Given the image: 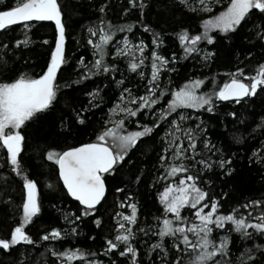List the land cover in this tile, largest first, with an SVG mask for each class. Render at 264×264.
I'll return each instance as SVG.
<instances>
[{
  "label": "snow or ice",
  "instance_id": "6c2138e0",
  "mask_svg": "<svg viewBox=\"0 0 264 264\" xmlns=\"http://www.w3.org/2000/svg\"><path fill=\"white\" fill-rule=\"evenodd\" d=\"M153 5L173 19L191 16L194 23L181 24L171 33L163 27L157 30L148 19ZM89 6L95 19L82 26L87 33L82 39L91 58L69 59L72 17L60 0H0V170L22 181V216L0 236V252L11 254L19 251L17 246L44 248V264H117L120 257L123 264H264V192L226 208L230 193L216 192L212 179H206L209 173L223 175L227 185L237 161L246 159L254 167L259 164L264 182V114L257 119L253 113L249 120L235 108L224 112L223 120H217L224 131L215 139L203 118L221 116L226 104L247 111L253 97L264 95V0H126L122 10L131 22L125 23L109 19V0H89ZM33 22H54V48L39 73L17 67L28 66L24 52L32 43ZM13 26L20 27L19 36ZM241 32L246 55L237 57L230 70L212 73L219 42L231 46ZM168 37L178 43V50L166 56ZM254 49H259L255 55ZM188 60L195 61L200 74L192 73L180 83L173 74L179 75ZM67 66L74 72L62 85ZM76 86L78 98L64 90L76 91ZM62 101L59 125L66 131L59 135L88 127L96 111L103 116L87 141L65 142L59 150L49 147L42 153L58 169L64 196L78 205L75 211L57 208L63 225L32 233L27 226L39 218L42 202L37 180L24 169L22 153L29 126ZM145 139L153 156L139 161L147 165L140 167L132 156L146 155L140 146ZM237 145L243 156L240 148L233 151ZM124 173L129 176L125 186L113 189L114 196L122 197L113 201L114 214L101 213L109 178ZM147 180L159 205L152 221L140 219L139 201L130 190L131 185L147 187ZM46 187L55 190L52 184ZM86 220L104 233L98 251L72 244L83 234ZM89 239L94 242L96 236ZM52 241L57 242L52 247L42 243ZM19 254L18 264H28L26 254Z\"/></svg>",
  "mask_w": 264,
  "mask_h": 264
},
{
  "label": "trees",
  "instance_id": "16d2710c",
  "mask_svg": "<svg viewBox=\"0 0 264 264\" xmlns=\"http://www.w3.org/2000/svg\"><path fill=\"white\" fill-rule=\"evenodd\" d=\"M166 2V0H163ZM60 3L64 7L66 13H68L72 19L69 22V39L66 45V53L71 59L73 56L79 57L84 55L86 58L90 59V53L84 48V41L82 38H86V31L82 30V26H86L89 20H94L95 15L90 9L89 0H60ZM111 9L109 12V19H113L114 23H125L131 22L127 20L122 6L126 4V0H109ZM79 13L80 15H77ZM134 20V17L132 18ZM149 22L159 30L160 27L165 28L169 33L178 30V26L183 24L187 25L194 23L193 17L187 16L183 19H173L172 16L166 15L164 11L158 6L153 5L150 9ZM15 34L20 35L21 29L19 26H13ZM142 31V29H141ZM202 31V29H201ZM145 41H150V36L145 34ZM32 43L29 48L25 49L24 56L28 61V66L24 67L23 64L17 65L20 71H34L39 73L41 68L45 65L46 60L50 56L51 48H54V22H33V28L31 31ZM47 39L50 43L49 45H44L43 40ZM233 42L231 46L227 41L221 40L217 45V57L212 65L211 72H225L232 68L237 57L242 58V54L246 55L242 48V42L247 44L243 33H238L232 38ZM75 41H81L80 44L75 43ZM211 49V46H209ZM217 49H211L216 51ZM172 50H178V43L175 42L173 37H168L165 40L164 55H170ZM259 49H254L253 54H257ZM195 61L188 60L183 62V67L180 68L179 75L173 74L174 79L179 80L180 83L184 82V78L192 73L196 75L200 74V70L194 67ZM207 73V70H204ZM74 72V69L67 66L63 69L61 76V84H64V78L68 77ZM72 79H75V75H72ZM222 82V81H221ZM96 83H100L99 80ZM91 86V85H90ZM77 90L64 89L65 92L71 94L74 98L80 97L79 86H76ZM170 98V97H169ZM78 103H86V100H77ZM57 106V109L45 116H43L40 121L36 124L30 125L28 128L29 139L25 149L22 153L23 156V166L25 171L29 174V177L37 180L38 182V193L40 200L42 202V212L38 219H35L32 225L27 226L32 233H35L38 228L47 226L49 229L51 227H59L64 224L62 218L59 217V212L57 208L61 205L63 209L65 205L71 211H75L78 203L72 201L69 197L64 196V191L62 189V184L58 180L57 168L53 167L51 162L46 161L42 153L49 147H56L57 150L65 144H74L78 141H87L94 129H98L100 124L99 121L103 116L102 111H96L93 122L89 124L88 127L73 128L71 133L62 136L59 135L61 132H65L66 129H62L59 125V117L61 116L60 108L63 105ZM110 106V105H109ZM233 108L239 110L242 115L249 120H251L252 114L255 113L257 119L259 115L264 114V95L259 97H253L251 104L248 106V110L245 111L241 109L238 105H227L222 108L221 116L216 117L214 114H205L203 117L206 119L210 125L211 133L213 139L224 131L223 126H217V120H223V113L232 111ZM103 111H107L104 108ZM231 119L230 117L228 118ZM226 122V121H225ZM252 125L250 124V128ZM162 134V133H161ZM94 138V137H93ZM226 142V141H222ZM250 143H252L250 141ZM144 149L146 155L136 152L132 156L133 162L137 163L140 167H147V165L139 164V161L145 160L150 161L153 156L151 149V142L145 139L144 143L140 145ZM240 148L239 145L233 148L236 151ZM241 156L244 155L243 149L240 148ZM251 156V152L247 153ZM0 159H3V153L0 152ZM237 171L236 174L228 180L227 185L223 183L227 178L223 175L215 176L213 173H209L206 179L211 178L215 184V191L221 192L226 191L230 193L227 197V203L225 207L229 205H236L237 202H243L247 197H257L260 193L264 192V182H262L261 173L257 171L260 167L256 164L248 163L246 159H239L235 165ZM219 172L220 170H216ZM2 175H0V236H6L8 229L15 226L14 220H19L22 216V199H21V188L22 181L15 177L14 174H9L5 170H0ZM7 178L8 183L4 184V179ZM129 180L127 173L122 176H116L115 178H109L108 185L109 191L107 194V203L101 207V213L105 215L113 213V201L119 197L113 195V189L117 186L124 187L125 183ZM123 181V182H122ZM145 183L148 185L145 187L144 184L141 185H131V193L139 201L140 208V219L152 221L154 215L158 214V201L156 199V190L151 186V181L147 180ZM52 184L54 189H49L46 185ZM7 190V191H5ZM7 202V203H6ZM55 205L56 207H53ZM107 210V211H105ZM122 211L121 209H117ZM114 214V213H113ZM145 226V225H141ZM26 229V230H27ZM82 235L79 237L78 241L73 240L72 244L80 246L86 249H91L93 251H98L102 247V236L100 230L95 228L89 220H86L81 225ZM107 231V230H106ZM95 235L96 240L93 242L89 237ZM147 239V238H145ZM48 244L49 247L55 246L57 242H42ZM69 245H65L68 247ZM19 251L13 250L11 254H5L0 252V264H18L21 259L20 252H24L28 259V264H44V258L41 253H44V248H40L36 251L32 246H17ZM142 253L147 252V248L141 245ZM107 261V257H101ZM116 257L114 256L113 259ZM144 260H148V256L144 255ZM124 258L120 257L117 264H123Z\"/></svg>",
  "mask_w": 264,
  "mask_h": 264
},
{
  "label": "rangeland",
  "instance_id": "374dc122",
  "mask_svg": "<svg viewBox=\"0 0 264 264\" xmlns=\"http://www.w3.org/2000/svg\"><path fill=\"white\" fill-rule=\"evenodd\" d=\"M59 208L63 209V207H62L61 205L59 206ZM64 210H70V209L68 208V205H65Z\"/></svg>",
  "mask_w": 264,
  "mask_h": 264
},
{
  "label": "water",
  "instance_id": "95a60500",
  "mask_svg": "<svg viewBox=\"0 0 264 264\" xmlns=\"http://www.w3.org/2000/svg\"><path fill=\"white\" fill-rule=\"evenodd\" d=\"M57 172H58V169H57ZM60 183L62 184V181L60 180ZM66 191V190H65ZM72 201L78 203L77 201H75L74 199H72L71 197H69Z\"/></svg>",
  "mask_w": 264,
  "mask_h": 264
}]
</instances>
